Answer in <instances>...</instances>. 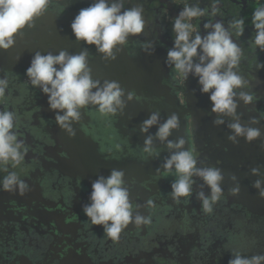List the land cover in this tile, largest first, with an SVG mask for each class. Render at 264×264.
<instances>
[{"label": "flooded vegetation", "instance_id": "1", "mask_svg": "<svg viewBox=\"0 0 264 264\" xmlns=\"http://www.w3.org/2000/svg\"><path fill=\"white\" fill-rule=\"evenodd\" d=\"M212 2L199 0V6L207 13ZM91 3L50 0L48 10L35 24L48 17L54 28L67 30L71 18ZM195 3L197 0H125V8L144 6L145 29L130 36L111 62L103 61L94 45L77 43L75 38L65 47L46 35L36 44L27 42V48L28 43L31 48L39 45L42 54H58L61 49L76 54L87 48L93 78L116 80L126 91L136 93L123 115L105 117L93 106L84 108L81 120L73 125L74 137L57 126L47 96L28 81L25 71L32 58L29 55L22 60L25 49L18 43L21 34L8 49L10 53L0 56V77L9 79L0 110L16 113L15 131L28 149L22 164L9 170L16 171L31 189L24 195L0 191V264H228L234 251L248 257L264 254V209L255 206L264 199L252 187L257 177L250 172L264 165V68L257 69L258 63L264 64V52L252 44L255 32L251 23L254 9L264 0H219L215 17L206 14L192 21L203 36L205 22L222 20L227 27L233 19H244L243 34L237 36L234 31L233 39L243 49L238 68L248 81L243 90L251 92L254 100L247 106L241 104L237 111L243 124L251 117L258 118L260 123L253 127H260L262 136L250 143L240 138L236 144L227 139L231 117H224L223 125H213L217 114L210 111L208 94L200 92L198 78L190 74L184 82L165 64L175 39L174 19L185 4ZM142 43L155 46L151 55L141 50ZM156 110L161 122L173 112L179 116L180 127L168 139L183 136L184 147L200 164L220 168L224 194L213 211L205 213L195 192L179 201L171 198L170 185L175 177H163L157 168L143 171L126 183L132 201L142 205L140 211L151 223L139 227L130 224L119 241H113L101 225L90 223L82 208L89 203L92 182L99 176L107 177L116 164L163 163L168 153L158 141L154 146L160 156L142 160L143 141L146 135L155 134L157 126L145 134L139 127ZM96 160L112 167L98 173ZM232 174L239 181L238 195L229 194ZM194 179L197 185L201 183ZM204 190L206 194L209 191Z\"/></svg>", "mask_w": 264, "mask_h": 264}, {"label": "clouds", "instance_id": "2", "mask_svg": "<svg viewBox=\"0 0 264 264\" xmlns=\"http://www.w3.org/2000/svg\"><path fill=\"white\" fill-rule=\"evenodd\" d=\"M50 0H0V50L6 51L14 46L15 37L25 28L31 29L35 21L47 10ZM142 6L125 8V0H92L89 7L81 9L70 24L77 43L94 45L103 61L116 60L122 50L120 46L128 42L130 36L143 33L146 21ZM219 13V0H213L210 12L195 4H185L172 24L175 34L173 46L167 50L165 64L172 67L184 82L191 74L198 78L197 83L202 94H208L210 111L216 115L214 126L225 124L224 117H231L227 123L230 130L227 139L236 144L240 138L252 142L262 136L260 123L251 117L247 124L241 123L238 107L247 106L254 100L251 92L243 90L246 81L238 71L243 57V49L233 39L243 34L244 19H233L225 27L224 22L211 20L203 24L206 34L203 36L194 28V18L206 14L215 17ZM251 23L255 32L252 37L254 48L264 52V4L254 9ZM155 46L151 43L141 44V50L151 55ZM90 53L87 48L76 54L61 49L58 54L49 51L42 54L36 51L30 61L25 75L30 84L47 96L50 111L54 112L57 126L69 137H74L73 125L82 118V110L93 106L102 116L115 117L123 115L127 104L135 99L134 90L126 89L116 80L103 81L92 76L89 66ZM264 68L258 63L257 69ZM9 79L0 77V99L5 96ZM17 115L14 111L0 110V191L24 195L30 191V185L14 170L22 164L28 149L25 141L19 139L16 129ZM157 126L155 134L146 135L142 148V160L158 158L160 151L154 146L158 141L167 150L168 155L156 170L161 176H173L169 195L175 201L182 197H192L201 202L203 211L211 213L214 205L224 194L221 187L224 181L223 171L214 166L200 164L192 151L184 146L183 136L168 139L173 130L180 127L179 116L173 112L161 122L158 110L151 111L150 116L139 127L141 134ZM199 164V166H198ZM264 165L250 169L257 179L252 187L257 190L260 199H264ZM199 178L200 184H196ZM229 179L233 186L229 194L238 195L239 181L235 174ZM194 185L196 188L194 189ZM209 191L205 192L204 189ZM142 205L131 199L130 188L125 181L122 169H112L110 174L99 176L91 184L89 203L83 205V213L92 225H101L106 236L119 241L120 234L130 224L139 227L151 223L140 209ZM234 251L228 264H264V254L250 257Z\"/></svg>", "mask_w": 264, "mask_h": 264}, {"label": "rangeland", "instance_id": "3", "mask_svg": "<svg viewBox=\"0 0 264 264\" xmlns=\"http://www.w3.org/2000/svg\"><path fill=\"white\" fill-rule=\"evenodd\" d=\"M142 6V5H141ZM143 9L145 10L144 6H142ZM44 16V14H43ZM73 18H71V22H72ZM40 35L37 36V38H40L41 36H47L49 37L53 42H55V44L57 45H61V47H65L68 46L69 42L71 39H74V35L72 34L71 28L69 27L67 30H61L60 28H54L53 24L51 23V21L49 20V18H45V22L40 21L39 25L35 24V26L31 29H27L25 28L19 37L18 43L23 45V50L25 52V57L27 59H29V57L27 56L28 54H30V57H33L34 53L36 51H39L37 48L39 45H36V49L35 48H31L32 44H29V48L26 47L27 42H33L34 44H36L35 41L40 42V39L37 40L35 35ZM31 39V40H30ZM135 74H133L131 77L134 78ZM144 90V89H143Z\"/></svg>", "mask_w": 264, "mask_h": 264}, {"label": "water", "instance_id": "4", "mask_svg": "<svg viewBox=\"0 0 264 264\" xmlns=\"http://www.w3.org/2000/svg\"><path fill=\"white\" fill-rule=\"evenodd\" d=\"M35 36H36L37 40L40 39V38H37V36H40L39 34L35 35ZM9 53H10V50H6V51L0 50V56H2L3 54H9ZM15 53H17V52H15ZM19 55H21V54H19ZM29 55L30 54H28L27 56L29 57ZM23 59H25V60H23ZM22 60L23 61L27 60V58L25 57V53H24V57L22 58ZM96 158H97V156H96ZM118 165L119 164H116L115 169H122L125 172V181L126 182H128V180H131L133 176H137V177L140 176L139 174H141L143 171L154 170V168L158 169L160 167V166H156L157 165L156 163H154L153 165L152 164L148 165L145 162H135V161L132 163L127 162L126 166H124V165L118 166ZM146 165H148V166H146ZM96 166H97V169H100V171H97L98 173H102L103 171H107L112 167L109 165L98 163L97 160H96ZM106 174L109 175L108 173H106ZM255 206L258 207L259 209H264V200L259 201L257 203V205H255Z\"/></svg>", "mask_w": 264, "mask_h": 264}, {"label": "bare ground", "instance_id": "5", "mask_svg": "<svg viewBox=\"0 0 264 264\" xmlns=\"http://www.w3.org/2000/svg\"><path fill=\"white\" fill-rule=\"evenodd\" d=\"M171 109V108H170Z\"/></svg>", "mask_w": 264, "mask_h": 264}]
</instances>
